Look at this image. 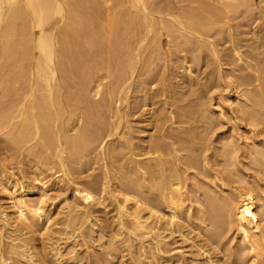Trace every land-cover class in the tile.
<instances>
[{
  "label": "rangeland",
  "instance_id": "rangeland-1",
  "mask_svg": "<svg viewBox=\"0 0 264 264\" xmlns=\"http://www.w3.org/2000/svg\"><path fill=\"white\" fill-rule=\"evenodd\" d=\"M96 1L103 17L93 29L107 35L96 47L101 55L81 52L80 40L77 53L62 57L71 76L61 79L65 104L49 111L54 122L31 110L34 50L20 49L10 61L0 50V264H264V249L249 248L234 217L210 238L199 215L205 196L236 205L244 188L264 202V0H144L154 30L147 34L141 22L127 41L125 64L115 59L124 28L119 38L109 36L106 16L129 20V4ZM175 182L182 213L170 224L168 209L157 204ZM20 183L39 188L30 201H46L51 223L43 220L32 232L13 226L12 194ZM88 185L97 200L87 206L77 189ZM136 200L147 206L141 215L155 208L161 220L153 216L147 228H135Z\"/></svg>",
  "mask_w": 264,
  "mask_h": 264
},
{
  "label": "bare ground",
  "instance_id": "bare-ground-1",
  "mask_svg": "<svg viewBox=\"0 0 264 264\" xmlns=\"http://www.w3.org/2000/svg\"><path fill=\"white\" fill-rule=\"evenodd\" d=\"M145 1L144 0H127L129 7H130V9H129L128 6H126L129 9V12H128V15H129L128 17L130 18L129 20H124V17H126V14L116 15L117 14L116 13L115 14L116 16H114V17L112 16V19L109 18V16H110L109 14L108 15L106 14L107 15L106 19L109 20V24L107 22H105L109 25L107 28L108 29L107 34H109V36L113 35L115 38H117V37L119 38L118 27H119V25H121L122 28H124L123 29L124 31L123 30L121 31L122 33L120 34V37H121V35H126L125 36L126 39H125V37H123L122 38L123 40H119V41H122V43L117 41V42H119L121 47L119 48L118 51L116 50L118 58L116 57L115 59H119L118 61L120 64H122L123 62H124V64L126 63L124 61V58H125V56H127L128 45L131 43V42L128 43L127 41L130 40V37L135 35L137 28L139 29L140 26L141 27L143 26L142 25L143 23L141 24V22L144 21V23L146 24V26H147L146 28L148 29L147 34H150V32L152 30H154V26L152 27L153 24L151 23V21L153 19H155V17L153 15L147 13V8H146L147 6L145 5ZM106 2L109 3L110 0H108ZM98 3H101V2L98 1ZM126 3H124V4H126ZM96 4L97 3H95L94 0H80V1L79 0H0V27H2V29H1L2 32H0V36L2 37V39L0 38L1 39L0 40V50H1L2 55H1V53H0V55L2 56V58L5 57L6 60L8 59V61H10L11 57H13L14 59L17 58L15 55L19 54L17 52H19L20 49H21V52L24 49H28V48H31L34 50V51H32L34 53H33L32 64H30L31 65V68H30L31 72H30V79H29V89H27V92L29 90L28 94H29V97L31 98V100L29 99V101L32 102V109L31 110H33L35 108H39L40 111L43 110V114L41 116V117H43V119H41V120H44V123L46 120H47L46 122H48V120L53 121L54 120L53 115L56 113L54 111H57V113H58V109H60L61 104L64 103L63 102L64 98H65L64 94H66L65 90L67 91V89H65V86L62 83L61 79L71 76V69L68 66L72 67V65H71V63H69L70 65L69 64L67 65L64 60L62 61V57L67 58L69 55L71 57L72 51L77 49V47L75 46L76 48H74L73 45H75L76 42L79 43V41L81 40L83 42V44L80 46L78 44H76V45L79 46V49L81 50V52H82V50L85 51L87 53V56H90V58H91V55L94 56L93 55L94 51L96 52L98 50L96 47H100L101 42H103V41L100 42L101 37L104 38L107 36V35H105L106 34L105 31H104L105 34L103 32H101V31H103V30H101L103 28H100L101 31L98 28H97V31H95L93 29L95 27H100V26H98L99 23L97 26H95V24L97 23V20H96L97 16L100 17L101 20L103 17V16L101 17L99 15V13H98L99 11L97 9L98 6L100 7L101 5L98 4V6H97ZM146 4H147V2H146ZM131 9H133V10H131ZM113 11H115V10H113ZM105 12H106V10H105ZM105 12H103V14H101V15H104ZM140 15H142V17ZM160 16L161 15H159V18L156 17V20L158 21L157 23H159L160 29L162 30V28L165 26V21H164L165 19L162 18V16L161 17ZM139 18H140V20H139ZM174 18H176V17H174ZM101 25H103L102 22H101ZM105 26L107 27V25H104L102 27H105ZM123 26H125V27H123ZM134 29H135V32L133 31ZM132 32H134V33H132ZM139 32H141V31H138V33ZM1 33H2V35H1ZM101 33L104 34L105 36L102 35L100 37ZM19 34H21L23 37V40L21 39V41H20V39H19V41H17L18 39L16 36ZM132 34H134V35H132ZM140 34H138V35H140ZM143 34H145V33H143ZM143 34L139 36L140 39H141V36H143ZM114 37H112V38H114ZM145 37H146V35H145ZM99 38H100V40H99ZM140 39H139L138 43H140ZM142 42H143V39H142ZM73 48H74V50H72ZM130 49L131 48H129V50ZM100 50H102V49H100ZM76 51H74V52L77 53ZM97 52H96V55L98 54ZM83 54L84 53H82V55ZM21 55H22V53H21ZM131 56H132V54H131ZM131 56H129V57H131ZM98 57H97V59H98ZM84 58H85V56H84ZM100 58L102 59V57H100ZM21 59H23V58H21ZM80 59L81 58H79V60ZM101 59H99V62ZM91 61H92V59H91ZM93 61H95V59ZM18 62H19V60H18ZM18 62H17V65L19 64ZM23 62H24V60H23ZM94 63H97V61ZM72 64H74V63L72 62ZM90 64H91V62H90ZM97 64L100 65V63H97ZM101 64H103V61L101 62ZM9 65H8V67H9ZM17 65L14 64V67H13L14 71L15 70L18 71V69H16ZM91 65H93V64H91ZM96 65L94 67L98 66V65L97 66ZM26 66H27V64H26ZM22 67H23V65H22ZM118 67H120V66H118ZM123 67H125V65ZM21 70L22 69H20V71ZM119 72L122 73L123 71H119ZM72 75H74V74H72ZM81 75H82V73H81ZM13 76H15V75L13 74ZM116 77H118L117 74H116ZM16 78L17 77L15 76V78H13V80ZM6 81H9V79H6ZM4 82H5V79H4ZM81 83H82V81H81ZM98 87H99V85H98ZM68 88H69V86H68ZM38 91L42 92V93L38 94V96H37L36 92H38ZM83 91H84V88H83ZM80 93H77L76 96H78V94H80ZM68 94L69 93H67V95H66L67 99H69ZM27 95H26V97H24L23 102H26V100H28L29 97ZM75 98L76 97H74V94H73V99L76 100ZM65 101L67 102L68 100H65ZM31 102H29V103H31ZM29 103L27 101V106ZM23 106H24V104H23ZM25 106L23 108H25ZM50 109L53 110V113H54L53 115L49 114ZM37 115H38V113H37ZM59 115H60V113H59ZM56 116H54V117H56ZM39 117H40V114H39ZM36 120H37V118H36ZM36 120H34V121L37 122ZM53 122H51V123H53ZM48 124L49 123H47V125ZM55 124L56 123H54V125ZM36 126H37L36 127L37 130L40 129V128H38L37 124H36ZM56 126H57V129L60 128V126L59 127H58V125H56ZM26 128L28 129L29 127H26ZM50 129L52 130V128L48 129L46 127L44 129L45 133H46V131H48ZM29 130L30 129H28V132H29ZM38 131H36V132H38ZM50 131H48V135L49 134L51 135L52 131L51 132ZM58 131H60V130H58ZM30 132H31V130H30ZM52 135H53V132H52ZM24 136H25V132H24ZM51 136L48 139L50 141L51 140L53 141V138ZM80 137H79V139H80ZM54 140H55V138H54ZM160 165L161 164H159V166ZM168 181H169V179H168ZM138 182H139V180H138ZM167 183L169 185L170 182H166V184ZM180 183L181 182H179V183L175 182L176 188L170 190V192H168L167 194L165 193V192H167V190L164 191V188H163L164 193L163 194L160 193L161 196L159 195L160 197H158V204L157 205L163 206L164 208L168 209L169 223L170 224H173L176 220L181 218V213H182L181 208H182V201L183 200L181 198L182 197L181 196V188L179 186ZM170 184L171 185H169V187L170 186L173 187L174 184H172V182ZM169 187H167V188H169ZM79 188L77 189V192H78L77 197H79L83 203H85V204L87 203V206L89 203H92L95 200H97L95 197V191H94L93 187L88 185V186H83V188H80V189ZM244 189L241 192H238V194L236 195V199H237L236 205L235 204L232 205L231 202L229 201V199L227 197H224V196L219 198V199L216 196L217 199H215V196H213L214 197L213 198V197H210L212 195H210V196L204 195L207 198V200L205 201L206 202L205 204L207 206H205L204 210H200V214H199V212H198V214L200 215V218L202 219V221L204 223H206L205 228H204V233L206 236H208L210 238H217L219 236V234L229 224V222H231V217H234L233 220L236 224V230L242 236V239L249 245V248L255 252L260 251V250L262 251V249H264L263 248L264 247V204H263L264 202L263 203L259 202L260 200L257 198L254 191L246 190V189L244 190ZM38 191H39V188L30 187L29 185L24 184V183H20L19 188L17 190H14V192H13L14 194H12L13 198L11 201V204H12L11 209L13 210V216L10 217L11 222H12L14 227H21L25 230L32 232L33 227L37 226V224H39L43 220H45L47 223H51L52 212L48 208L46 201L42 198L37 203H31V201H30V198L32 197V195L37 193ZM143 192H144V194L147 195V197H148V195H150L149 193L147 194L148 190H143L142 193ZM134 193H135V191H134ZM131 200H132V198H131ZM128 201H130L129 194H128V196L127 195L125 196V202H128ZM136 204H137V207L135 208V210L133 212L130 213V217L133 218L135 228L136 227L145 228L146 226H148L149 220L153 216L155 217L156 221L161 220V215L158 213V209L150 208L149 209V212H150L149 216H143V215H141V211L146 209L147 206L145 207L143 205V203H141L138 200H136ZM32 252H34V251H32Z\"/></svg>",
  "mask_w": 264,
  "mask_h": 264
}]
</instances>
